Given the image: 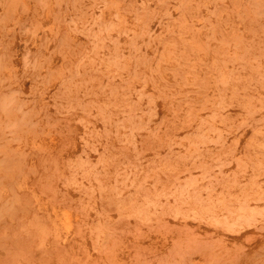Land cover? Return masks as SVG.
Returning <instances> with one entry per match:
<instances>
[{"label":"rangeland","instance_id":"1","mask_svg":"<svg viewBox=\"0 0 264 264\" xmlns=\"http://www.w3.org/2000/svg\"><path fill=\"white\" fill-rule=\"evenodd\" d=\"M0 264H264V0H0Z\"/></svg>","mask_w":264,"mask_h":264}]
</instances>
